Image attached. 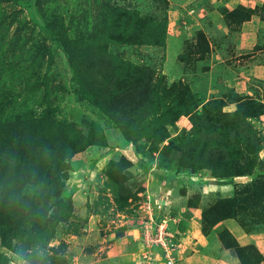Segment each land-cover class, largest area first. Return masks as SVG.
I'll return each mask as SVG.
<instances>
[{
    "label": "rangeland",
    "instance_id": "1",
    "mask_svg": "<svg viewBox=\"0 0 264 264\" xmlns=\"http://www.w3.org/2000/svg\"><path fill=\"white\" fill-rule=\"evenodd\" d=\"M53 26L68 29L79 53L102 40L103 50L129 64L130 72L119 76L132 78L137 69L126 94H110L116 104L126 99L121 104L128 108L133 96L140 99L147 91L142 83L152 77L154 92L145 94L154 105L151 115L121 126L85 95L68 53L48 31ZM181 83L200 118L182 113L175 98ZM243 100L255 101L256 108L264 102V0H0V218L8 196L45 187V163L64 154L67 170L42 206L48 234L13 237L7 246L0 233V264H154L144 257L145 246L135 243L147 193L183 212L179 231L189 235L177 234L182 243L176 264H200L203 252L224 248L218 233L229 229L227 223L208 234L203 211L233 197L255 176L216 177L208 165L192 172L180 159L184 143L188 147L196 138L223 143L227 120L216 113H233ZM174 112L180 113L175 122L163 119ZM208 114L211 124H220L217 133ZM256 115L247 122L262 139L263 158L264 114ZM36 122H45V129L26 128ZM63 123L68 138L77 141L73 149H64L56 129L48 130ZM101 133L104 140L95 142ZM37 134L45 142L39 147ZM172 137L176 144L165 148ZM4 145L10 149L7 160ZM42 147L47 162L34 154ZM31 156L37 162H23ZM162 184H170L172 193ZM240 202L248 209L229 219L252 233L264 232V199L258 205ZM60 210L67 215L57 219Z\"/></svg>",
    "mask_w": 264,
    "mask_h": 264
},
{
    "label": "trees",
    "instance_id": "2",
    "mask_svg": "<svg viewBox=\"0 0 264 264\" xmlns=\"http://www.w3.org/2000/svg\"><path fill=\"white\" fill-rule=\"evenodd\" d=\"M59 23V20H56ZM114 28V27H113ZM49 33L59 41L65 51L68 53L69 61L75 71V79L81 87V90L85 95H90L91 99L101 106L102 110L107 112L109 116L118 120L121 126L126 125L125 122H138L149 115L151 111H154V105L152 100L145 95L150 91L154 92V86L152 85V77L146 82L142 83L143 88L147 91L142 92L141 98L132 97V103L127 108V104H121L123 99L117 104L113 102L110 94L112 91L122 92L126 88H131L133 78L138 74L137 69L134 70L133 77L129 78L126 75H118L121 71L125 73L130 72L128 63H124L121 59L111 55L101 48L100 41L97 45L92 43L91 50L86 53H79L77 50V42L71 40L68 29L57 30L55 26L48 28ZM112 35L111 31L109 32ZM106 39V37H105ZM113 73L118 76L114 79ZM112 83V86H111ZM177 85V84H176ZM175 85V86H176ZM180 89L178 95L175 96L177 100L181 102V106L184 114L190 115L193 118H200L201 115L196 113L198 104L189 102V94L187 93V86L183 83L178 85ZM179 90V91H180ZM126 92V93H125ZM131 91H128V93ZM156 97L157 93L155 94ZM188 96V97H187ZM136 98V99H135ZM159 99V98H158ZM256 102L250 100H243L239 108L230 114H222L223 112L218 110L216 115L225 117L227 122L224 125L225 138L223 143L215 138H210L208 141H204L203 138H196L189 143H184L183 153L180 159V164L184 165V168L190 169L195 172L204 167L210 166L216 177H234L243 175H254V179L243 189H236L235 195L229 198H219L215 202L208 205L203 211V222L206 232L209 234L211 229L218 223L229 219L237 218L242 209H246L242 206L241 200L250 204L252 201H256V205L263 204L264 199V157L260 158L259 150L262 148V139L257 138L254 134L255 130L250 122H247L248 117L264 114V102H259L260 108H256ZM124 105V106H121ZM153 109V110H152ZM162 115V114H159ZM180 113L174 112L165 119L167 122H175ZM211 115V114H210ZM209 114L207 121L212 126V132L217 133V128H220V124H211L214 118ZM119 116V118L117 117ZM47 117V116H46ZM162 118H159V121ZM33 133L45 129V122H36L35 127L29 128ZM57 130L58 135L64 137V149L69 146L73 149V146L77 145V141L72 137L68 138L69 128L67 125L59 124L54 128L48 130ZM164 129V128H163ZM232 132L235 133L236 138L231 136ZM99 134L97 138H93L95 142L101 143L104 140V136ZM36 141L38 146L44 145V140L37 134ZM230 143H229V142ZM177 138L172 137L169 144L165 146L167 149L173 148L176 144ZM6 147L3 150V147ZM1 148L8 159L9 147L4 145ZM60 148V147H59ZM58 148V149H59ZM24 149V147H22ZM41 149H35L34 154L38 155L43 161L47 162L46 157L42 155ZM62 150V149H61ZM64 151V150H62ZM235 153V157L230 156L231 153ZM218 153L222 154L218 156ZM225 153V155H223ZM65 156L59 154L58 157L51 159L48 163H45L43 175L40 176L42 184L45 187L35 190L32 193H25L18 191L13 196H8L5 203V207L1 212L0 218V233L1 240L5 245L10 246L11 239L25 235L26 237H32L35 239L48 234L46 229V222H44V210L42 206L50 199L56 192V187L63 175H67L65 168ZM23 162H37L33 156L23 159ZM2 169V165H0ZM26 172V171H25ZM123 186L122 181L119 184ZM163 185V184H162ZM42 186V187H43ZM168 185H163L166 189H171ZM123 189L128 190L125 186ZM172 190V189H171ZM173 191V190H172ZM50 193V196L48 194ZM131 195V194H130ZM242 196V197H240ZM142 201V200H141ZM197 206V204L195 205ZM258 208V206H257ZM253 208L250 213L255 209ZM248 209V207H247ZM246 209V210H247ZM180 209L177 206H172V215H177ZM167 213L164 211L159 215V219ZM258 212H254L253 216H258ZM67 215L66 212L60 210L58 212L57 219H60ZM264 220V217L262 218ZM182 221V219H181ZM57 222V220H56ZM181 224V222H180ZM212 227V228H211ZM174 228H179L177 225ZM247 230V229H246ZM248 231V230H247ZM219 240L225 249H231L236 253V256L240 260L241 264H259L263 260V255L255 244L241 245L236 236L228 229L224 228L218 233ZM137 244V242H135ZM138 245V244H137Z\"/></svg>",
    "mask_w": 264,
    "mask_h": 264
},
{
    "label": "built area",
    "instance_id": "3",
    "mask_svg": "<svg viewBox=\"0 0 264 264\" xmlns=\"http://www.w3.org/2000/svg\"><path fill=\"white\" fill-rule=\"evenodd\" d=\"M166 192L171 194L172 190L168 189ZM167 203L166 201L165 205H162L155 200L153 194L148 193L142 201L141 209L144 206L145 212L143 213L144 225L141 227L143 230H138L141 237L135 236V242L140 248L145 246L144 249L147 252L143 255L149 260H155L154 264H176V255L180 251L179 248L182 243L177 236V234L182 235V232L179 231V228H174L181 222L182 213L172 215V206L170 205L167 209ZM164 211L167 213L159 219V215Z\"/></svg>",
    "mask_w": 264,
    "mask_h": 264
},
{
    "label": "crops",
    "instance_id": "4",
    "mask_svg": "<svg viewBox=\"0 0 264 264\" xmlns=\"http://www.w3.org/2000/svg\"><path fill=\"white\" fill-rule=\"evenodd\" d=\"M179 212L183 213L181 210H179ZM225 222L227 223V226L229 227L230 231L236 236V238L238 239L241 245H247V244L253 243L258 247V249L263 255V260L259 264H264V232L252 233L244 229L239 224H236L231 219H227L225 220ZM137 228L138 227L134 228V230H136ZM182 235H185V237H187L189 234L187 233V231H182ZM205 247L206 246H204L203 248ZM228 254H231L229 249H225V248L221 249V246H217L216 252L214 250H211V253L203 252L200 255V260L198 263L200 264H231V263L241 264L238 257H236L233 254L228 256ZM190 258H188L189 262H191ZM194 262L196 263V261ZM194 262L192 261L191 264H193Z\"/></svg>",
    "mask_w": 264,
    "mask_h": 264
}]
</instances>
